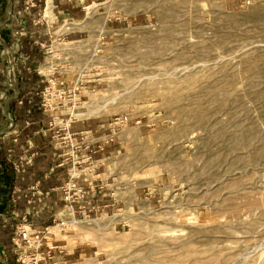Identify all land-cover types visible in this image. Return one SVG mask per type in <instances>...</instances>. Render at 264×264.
Returning a JSON list of instances; mask_svg holds the SVG:
<instances>
[{
    "label": "rangeland",
    "instance_id": "374dc122",
    "mask_svg": "<svg viewBox=\"0 0 264 264\" xmlns=\"http://www.w3.org/2000/svg\"><path fill=\"white\" fill-rule=\"evenodd\" d=\"M1 36V144H113L94 152L88 212L29 216L0 184V264L51 245L39 264H264V0H25ZM23 77L40 102L17 123Z\"/></svg>",
    "mask_w": 264,
    "mask_h": 264
},
{
    "label": "crops",
    "instance_id": "0c3cea01",
    "mask_svg": "<svg viewBox=\"0 0 264 264\" xmlns=\"http://www.w3.org/2000/svg\"><path fill=\"white\" fill-rule=\"evenodd\" d=\"M24 6L25 0L6 1V3L4 4L3 13H1L0 16V41H2V28L8 21L14 18V13L17 14L19 11H22ZM30 20L31 18H29L28 21L30 22ZM39 84L40 83L38 82L22 83V92H20L18 97L16 96L19 90V86L13 84L15 88L14 93H8V96L5 100V117L7 116L9 119L13 120V112L10 106V103L13 100L17 101L18 105L23 104L24 101V104L27 107H39ZM94 124L95 123H89L87 127L82 129V131H84L85 134L90 131L93 133V131L89 128L94 126ZM102 127H104V124H100L98 127L95 125L93 128H97L96 130L100 131L102 130ZM8 134L11 135L10 137L12 138L19 137V143L12 145V139L7 140L9 142V145L0 143V178L7 174L5 180L1 179L0 184L2 186H5L9 190L8 194H6L7 200H11L10 194L12 193L21 195V198L19 199L18 209L21 212H28L29 216L39 215V212L60 211L62 207L58 206V204L62 205L63 193L59 190V187L62 186L69 178L70 166L67 163L68 152L55 148L51 140V134L47 133L45 129H39L33 132L34 142L36 144V146L34 147L28 145L23 130H10ZM112 144L113 143L111 142L108 144L99 143L92 146L90 150H93L95 152V155L98 156L99 159H103L110 153L109 150L111 149ZM11 146L14 149V158H17L19 155H21L23 152L21 149L25 148L26 146L28 148L26 156H31L33 154L32 162L27 164L23 171L17 175H13V166L12 163L8 160L6 154ZM93 181L94 179L88 181H84L83 179L81 180V182L85 186H87V198L89 201H91L89 197L92 196V193H94L95 191V184L93 183ZM36 184L38 185V189L41 193L36 194L34 196L35 203L29 205L24 195L26 194L27 190L31 188V186ZM15 187L19 188V193L17 192V190H13V188ZM29 194H32V191H29ZM95 200L98 199H94V201ZM102 200L103 203H101L103 204V208L110 205V203H106L107 199L103 198ZM89 209L95 208L93 206L89 207Z\"/></svg>",
    "mask_w": 264,
    "mask_h": 264
},
{
    "label": "built area",
    "instance_id": "2783aa9c",
    "mask_svg": "<svg viewBox=\"0 0 264 264\" xmlns=\"http://www.w3.org/2000/svg\"><path fill=\"white\" fill-rule=\"evenodd\" d=\"M47 99V94H45L44 101ZM69 123V122H68ZM68 126L70 125L67 124ZM64 128V127H62ZM62 128L58 129L57 134L54 135V137H59L61 132H59ZM66 128V127H65ZM65 131V130H64ZM63 134L60 139H66L63 141H57L55 148L61 149L66 147L63 145V142H68L70 145H68L67 152H68V161L67 163H70V170H69V178L68 180L59 187V190L63 193V200L66 201L67 205L66 207L68 210H72L73 212L76 211L75 207L80 206L81 212H88L86 206L84 203L87 202V195L88 190L85 185H81L80 181L83 179L84 181L93 180L94 172L97 167L95 164L94 151L88 150L90 148L89 144L82 145L81 143H78L75 141L77 138L75 137V133H71L69 130H66V132H62ZM17 139H15L16 141ZM30 145V144H29ZM31 146V145H30ZM27 146L23 148V152L21 155H19L17 158H14L13 148L8 149V160L12 163L13 166V175H17L23 171L25 166L32 162L33 160V154L31 156H26ZM19 190L18 187H15L14 190ZM29 191H32V194H29ZM38 193H41L38 189V185H33L31 188H29L24 195L27 199L28 204L32 203L34 196ZM11 200L13 202L18 201L21 198V195L16 194H10ZM65 225V223H61V225ZM66 226V225H65ZM17 238L16 242L19 245L20 240H25L30 243L31 239V233L29 232L28 228L26 227H18L16 230ZM36 237L38 238L39 235L37 234ZM31 246V245H30ZM42 244L39 243L37 246V249L41 247ZM57 246H49V249L47 251V255H43L42 253H38L34 258V264H39L40 261L46 260L47 258H53L51 255V252L53 249H55Z\"/></svg>",
    "mask_w": 264,
    "mask_h": 264
},
{
    "label": "trees",
    "instance_id": "16d2710c",
    "mask_svg": "<svg viewBox=\"0 0 264 264\" xmlns=\"http://www.w3.org/2000/svg\"><path fill=\"white\" fill-rule=\"evenodd\" d=\"M24 40V39H23ZM33 41L30 42H25L23 43V48L26 52H30L34 51L33 48ZM23 74V76H26L27 73L25 71V69L22 70L21 72ZM26 82V79L23 77V83ZM25 102L23 101V104L18 105V102L13 100L11 102V110L13 112V115L15 117V120L17 121V123H19L20 121L24 120V119H31V117H33V113H36L35 108L29 106L27 107L25 104Z\"/></svg>",
    "mask_w": 264,
    "mask_h": 264
}]
</instances>
